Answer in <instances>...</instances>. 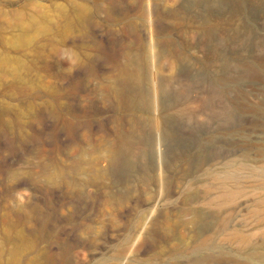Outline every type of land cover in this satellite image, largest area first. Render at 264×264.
<instances>
[{
	"label": "rangeland",
	"instance_id": "rangeland-1",
	"mask_svg": "<svg viewBox=\"0 0 264 264\" xmlns=\"http://www.w3.org/2000/svg\"><path fill=\"white\" fill-rule=\"evenodd\" d=\"M182 4L0 0V264H264V180L252 173L264 167V0L212 1L223 7L216 48L175 22ZM227 21L243 24L247 38H227ZM129 67L139 85L127 80ZM158 80L169 89L161 95L168 146L159 151L166 183L143 159L132 163L139 176L121 166L93 181L90 162L107 166L104 149L125 134L138 152L160 150L155 114L114 96L127 86L150 96ZM241 158L240 180L222 181L219 172ZM204 254L206 263L197 260Z\"/></svg>",
	"mask_w": 264,
	"mask_h": 264
},
{
	"label": "bare ground",
	"instance_id": "bare-ground-1",
	"mask_svg": "<svg viewBox=\"0 0 264 264\" xmlns=\"http://www.w3.org/2000/svg\"><path fill=\"white\" fill-rule=\"evenodd\" d=\"M190 0H183V4L180 5L177 9H176V12L175 14L177 16H175V22H185L187 23V26L188 28H191L194 33L195 32H198V33H201L200 36L201 37H208L211 39V42L215 45L219 44L220 42V38H218V36L216 37V35L218 34V32L222 31L223 33V7L222 9L221 8H218L214 7V5L211 4V2L213 1L214 3L216 4H222L223 0H198L199 3H200V11H193L191 9H189V7L187 6V3L189 2ZM198 3V2H197ZM202 4V5H201ZM222 6V5H221ZM240 10V9H239ZM238 10V11H239ZM239 13V12H238ZM160 17L162 20H166L167 17H168V13L164 12V13H160ZM226 24H228L227 26L230 27V28H226L225 30V35L227 36V38H233V39H241L242 41H244L246 38V33L248 31V29L245 27V26H240L238 25L239 23L238 22H226ZM235 26V28H234ZM232 27V28H231ZM264 28V27H263ZM251 28H249L250 30ZM192 32V31H191ZM252 32V31H251ZM170 33V32H169ZM167 33V34H169ZM253 33V32H252ZM249 35V34H247ZM257 36V34H256ZM255 36V37H256ZM259 37V35H258ZM263 37V36H262ZM249 38V37H248ZM224 39V38H223ZM232 39V40H233ZM252 39V38H251ZM254 39V38H253ZM262 39V38H260ZM264 39V38H263ZM228 40V39H227ZM165 43L167 44L168 43V38H165ZM224 41V40H223ZM230 41V40H229ZM254 40H252L253 42ZM227 42V41H226ZM235 42V41H233ZM248 43V41H245V43ZM251 42V41H250ZM251 42V43H252ZM256 42V41H255ZM254 42V43H255ZM240 44V43H238ZM244 44V43H243ZM256 44V43H255ZM226 45V44H224ZM224 45H223V48H224ZM230 45V43L228 44ZM233 45V43H232ZM235 46V45H234ZM247 46V45H246ZM249 46V45H248ZM247 46V47H248ZM256 46V45H255ZM219 47V46H218ZM240 47V46H239ZM250 47V46H249ZM257 47V46H256ZM216 48V46H215ZM226 48V46H225ZM232 48V47H230ZM234 48V47H233ZM237 48V47H235ZM244 48V47H242ZM214 49V48H213ZM218 49V48H217ZM249 49V48H248ZM251 49V48H250ZM255 49V48H253ZM232 50V49H231ZM247 50V49H246ZM262 50V49H261ZM264 50V49H263ZM173 51L175 53V56L178 57L179 59L182 57V50L177 48L176 46L173 47ZM224 51V50H223ZM230 51V50H229ZM233 51V50H232ZM239 51V50H238ZM235 52V51H234ZM244 52V51H243ZM252 52H255V51H252ZM263 52V51H262ZM219 53V52H217ZM224 53V52H223ZM227 53V52H226ZM237 53V52H236ZM252 54V53H251ZM236 55V54H235ZM250 55V54H249ZM242 56V55H241ZM224 57H227L228 56H224ZM252 57V56H251ZM258 57V56H257ZM260 57V56H259ZM225 58V59H227ZM232 58V57H231ZM249 58V57H248ZM247 58V59H248ZM262 58V57H261ZM245 59V58H244ZM229 60V58H228ZM236 61V60H234ZM240 61V59H239ZM253 62V59L250 60ZM225 62V61H224ZM231 62V61H230ZM257 62V61H256ZM227 64V62H225ZM234 63V62H233ZM233 63L231 64L232 67L234 66ZM237 63H238V60H237ZM240 63V62H239ZM245 63V62H244ZM247 63H249V61H247ZM225 64V66H226ZM229 64V63H228ZM236 65V63H234ZM229 65V68L230 66ZM238 65V64H237ZM237 65L235 66L236 67V70H237ZM241 65V64H240ZM257 65V64H256ZM264 65V64H263ZM262 65V66H263ZM225 66L223 68H225ZM239 66V65H238ZM243 66H245L243 64ZM242 66V67H243ZM251 66V65H250ZM261 66V65H260ZM247 67V66H246ZM249 67V66H248ZM258 67V66H257ZM227 68V69H229ZM240 68V66H239ZM246 70V68H243ZM138 69H135L134 67L133 68H127L126 69V77H127V80L130 81L131 83H135V85H139V81L141 80V77L142 75L140 73L137 72ZM235 70V71H236ZM241 70V69H240ZM225 71V70H224ZM223 71V72H224ZM232 71V70H230ZM234 71V70H233ZM234 71V72H235ZM254 72L256 71L257 74H261L262 72V69L258 68L256 70H253ZM252 71V72H253ZM227 72V71H226ZM239 72V71H238ZM243 72V71H242ZM241 72V73H242ZM246 72V71H245ZM243 72V73H245ZM248 73V72H247ZM251 73V72H250ZM233 75V74H232ZM230 75V76H232ZM236 75V74H235ZM245 75V74H244ZM243 75V76H244ZM229 76V74H228ZM237 77H238V74H237ZM236 77V78H237ZM245 78L247 76H244ZM248 77L250 78V76L248 75ZM254 77V76H253ZM251 76V78H253ZM260 77V76H259ZM233 78V77H232ZM243 78V77H241ZM244 78V79H245ZM263 78V76L261 77ZM226 79V78H224ZM229 79V78H227ZM232 80V79H231ZM237 80V79H236ZM241 80V79H240ZM233 81V80H232ZM254 81V80H253ZM158 85H156V89H153V92L150 96L148 95H145L143 93V91H139L134 89L131 90L129 89V86L124 87V88H116L115 89V92H114V96L117 100H121L122 103H124L125 106H127V108H132V109H135L137 111H142V112H148V113H154L155 114V118L153 120V123L152 125L155 127V129H157V131H159V138H157V143L156 145H158L160 148V150H156V152L152 151L150 153H141V152H138L135 150V145L137 144V140L135 138V136H133V134H125L124 136L121 137V141L120 143H112V141L110 142L111 145L106 147L104 149V154H103V159L105 161L108 162V165L107 166H102V167H99V166H95L93 165L92 162H90V168L89 170L93 173L92 175V180L95 181L97 179H108L110 178L113 174H112V171L115 167H121V166H127L129 167V176L130 175H136V176H139L140 175V172L133 168V164H135L136 162H140V160H145V170H153V171H156V172H159V179L160 181L163 183H166V180L168 179V172H166L165 170V164H166V158L165 157H162V159L160 160L159 159V155H164L166 153V149H167V146L165 144V138L162 136V130H163V113L166 111V104H164V101L162 100L161 98V95L163 96L164 94L168 93L169 92V89L165 88L166 84L164 83V81H161V80H158ZM225 85V84H223ZM262 85V84H261ZM242 86V85H241ZM245 86V85H244ZM247 86V85H246ZM236 87V86H235ZM256 88V87H254ZM226 89V88H225ZM262 89V88H261ZM241 90V89H240ZM251 90L255 91L254 89L251 88ZM250 90V91H251ZM229 90H227L228 92ZM236 91V90H235ZM259 92L261 90H258ZM257 91V92H258ZM264 91V90H263ZM241 92V91H240ZM252 92V91H251ZM255 91V93H257ZM225 93V92H224ZM235 93V92H234ZM233 93V96L236 95V92L235 94ZM245 93V92H244ZM247 93H249V91H247ZM239 94V93H238ZM251 94V93H250ZM228 95V94H227ZM230 95V94H229ZM232 95V94H231ZM258 95V94H257ZM237 96V95H236ZM240 96V95H239ZM246 96V95H245ZM232 98V96H229V98ZM252 97V96H251ZM238 98V97H237ZM250 98V97H249ZM256 98V97H254ZM258 98V97H257ZM235 99V97H234ZM233 99V100H234ZM241 99V98H240ZM259 99V98H258ZM224 100V99H223ZM237 100V99H236ZM241 102V100H239ZM237 101V102H239ZM225 102V101H224ZM253 103V102H252ZM262 103V102H261ZM240 104H243V103H240ZM226 105V104H225ZM228 105V104H227ZM246 105H249L248 103ZM253 105V104H252ZM236 106V105H235ZM262 107H264V101L261 105ZM259 107L260 110H262V107ZM230 107V106H229ZM250 107H251V104H250ZM248 107V108H250ZM254 107V106H253ZM231 108V107H230ZM257 108V107H256ZM224 109V108H223ZM237 109V108H236ZM243 109V108H242ZM246 109V108H245ZM232 110V109H230ZM233 113L236 112L237 110L233 109L232 110ZM246 111V110H245ZM244 111V112H245ZM249 111V110H248ZM251 111V110H250ZM224 112V110H223ZM226 112V111H225ZM261 112V111H260ZM226 113H229V112H226ZM225 114V113H224ZM231 115V113H229ZM235 114V113H234ZM237 114V113H236ZM235 114V115H236ZM241 115V114H240ZM239 115V116H240ZM225 117H227V115H225ZM234 115H233V122H234ZM242 117V116H241ZM240 117V118H241ZM228 118V117H227ZM229 119V118H228ZM248 119V118H247ZM255 119V117H254ZM259 119V118H258ZM224 120V119H223ZM227 120V119H226ZM236 120H238V118H236ZM242 120H243V117H242ZM252 120V119H251ZM225 121V120H224ZM228 121V120H227ZM240 121V120H239ZM232 123V121H230ZM224 123V122H223ZM235 123V122H234ZM240 123V122H239ZM244 123V121H243ZM243 123H240V124H243ZM233 124V123H232ZM236 124V123H235ZM228 125V124H227ZM234 127V125H232ZM237 126V125H236ZM248 126V125H247ZM152 127V126H151ZM230 127V126H229ZM227 128V127H226ZM253 128V127H252ZM225 129V128H224ZM231 129V128H230ZM246 129V127H245ZM263 129V127H262ZM252 131V130H251ZM227 132V131H226ZM139 138V137H138ZM227 138V137H226ZM225 138V139H226ZM237 138V137H236ZM236 138H235V141H236ZM250 138V137H249ZM140 139V138H139ZM145 142L146 145H151V141L150 139L147 137L146 139L142 138ZM234 140V139H232ZM241 140V139H240ZM228 141V140H227ZM238 141V139H237ZM140 142V140H139ZM138 142V143H139ZM226 143V141H224ZM261 142V141H260ZM258 142V143H260ZM235 143V142H234ZM256 143V142H255ZM230 144V143H229ZM262 144V143H260ZM228 145V144H227ZM242 145V144H241ZM254 145V143H253ZM165 147L166 149H162V147ZM226 146V145H225ZM238 146V145H237ZM240 146V145H239ZM246 148V146H244ZM242 146V148H244ZM252 147V146H251ZM225 148V147H224ZM227 148V147H226ZM230 148V146L228 147ZM227 148V149H228ZM233 148V146H232ZM231 148V149H232ZM241 148V149H242ZM248 148V147H247ZM251 149V148H250ZM233 150V149H232ZM248 150V149H246ZM264 150V149H263ZM163 151L162 154L159 153ZM226 151V150H225ZM231 151V150H230ZM240 151V150H239ZM254 151V150H253ZM259 151V150H258ZM261 151V150H260ZM257 152V151H256ZM227 154V152H225ZM253 154V153H252ZM248 155V153H247ZM261 155V154H260ZM249 156V155H248ZM227 157V156H226ZM244 157V156H243ZM186 160V158H185ZM260 161V160H259ZM180 162H181V158L178 157V156H174L172 157L171 159V162L170 164H172L174 170H172V176H170L171 178H173V180H177L180 176V171H181V168H180ZM246 159L245 158H241L238 162H237V165L236 166H230L224 173V176H223V171L219 172V177L220 179L223 181V180H232V181H238L240 180L241 178V175L244 174L245 170L247 169V165H246ZM133 163V164H132ZM183 163V162H182ZM144 166V165H143ZM95 169V170H93ZM252 173L255 174V175H258V176H261L262 179L264 180V167H260V166H254L253 170H252ZM197 218H199V214L198 213H194L193 215V220H196ZM150 228V227H149ZM148 227L146 228V232H148ZM163 255V254H162ZM205 255V254H204ZM202 255L200 256L199 258H197V260H200L202 263H206L207 260L210 258V254H207V255Z\"/></svg>",
	"mask_w": 264,
	"mask_h": 264
}]
</instances>
